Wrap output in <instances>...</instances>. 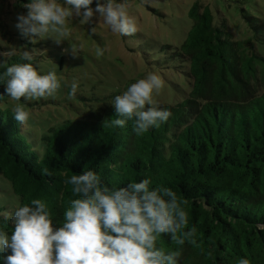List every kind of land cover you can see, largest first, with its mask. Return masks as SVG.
Instances as JSON below:
<instances>
[{
    "label": "trees",
    "instance_id": "obj_1",
    "mask_svg": "<svg viewBox=\"0 0 264 264\" xmlns=\"http://www.w3.org/2000/svg\"><path fill=\"white\" fill-rule=\"evenodd\" d=\"M248 1L214 0V8L194 2L187 37L170 51L189 63L192 88L179 103L159 104L172 115L142 136L133 120L123 128L107 126L115 118L112 104L40 135L14 120L3 106L10 97L0 98V178L18 198L14 207L0 204V212L10 217L17 206L41 198L59 223L73 198L68 176L92 168L110 186L150 177L152 186L171 187L187 200L188 226L196 227L198 243L182 246L180 264H237L242 256L264 264V58L250 52L248 39L235 37L220 8ZM244 17L264 45L261 27ZM3 191L12 195L0 180V198ZM0 226L11 233L10 219L0 215ZM157 243L178 247L167 234Z\"/></svg>",
    "mask_w": 264,
    "mask_h": 264
},
{
    "label": "clouds",
    "instance_id": "obj_2",
    "mask_svg": "<svg viewBox=\"0 0 264 264\" xmlns=\"http://www.w3.org/2000/svg\"><path fill=\"white\" fill-rule=\"evenodd\" d=\"M20 0L26 12L17 14L16 27L30 41L47 33L67 38V21L79 18L88 23L94 15L121 36L137 31V23L127 11V0ZM94 30V29H92ZM59 43L60 39H56ZM68 51V49H65ZM79 49L70 44V54ZM103 49L96 50L103 55ZM9 52L8 55H12ZM35 49L24 48L18 62L0 60V84L5 95L20 101L52 96L61 82L55 71L40 72ZM5 53L0 52V57ZM163 84L161 76L149 72L129 84L111 101L115 118L107 126L123 128L133 120V131L142 136L159 128L172 112L153 98ZM78 82L71 83L69 95H75ZM14 120L23 126L30 113L23 105L11 110ZM72 197L62 222H54L48 203L34 198L16 207L8 216L12 231L0 226V264H180L181 248L186 242L197 244V229L189 227L187 200L171 187L152 186L150 177L130 180L123 186L102 182L99 173L87 168L65 180ZM167 234L178 247L166 250L158 238ZM237 264H251L242 256Z\"/></svg>",
    "mask_w": 264,
    "mask_h": 264
},
{
    "label": "rangeland",
    "instance_id": "obj_3",
    "mask_svg": "<svg viewBox=\"0 0 264 264\" xmlns=\"http://www.w3.org/2000/svg\"><path fill=\"white\" fill-rule=\"evenodd\" d=\"M195 1L127 0V11L137 23V31L128 36L111 32L109 26L94 15L86 24L79 18L70 17L67 38L58 33H47L30 41L16 27L17 14L27 9L18 0H0V52L5 53V58L1 59L15 63L24 48L35 49L38 71H55L61 82L52 96L21 98L20 101L9 98L3 106L12 109L23 105L30 113L23 127H31L43 135L66 119H82L99 106L111 104L115 95L149 72L158 73L163 80L162 87L153 93L158 104L181 102L192 88L189 63L170 57V53L187 37L192 25L189 11ZM202 3L214 8V0H202ZM220 8L228 17L235 37L248 39L250 52L264 58V45L257 42L254 29L244 17V14L251 16V23L260 26L264 32V0H249L241 7L228 4V7L221 5ZM56 39L62 41L57 43ZM70 44L79 49L75 56L70 54ZM98 48L104 50L103 55L96 54ZM9 52L13 54L8 55ZM11 59L15 62L9 61ZM73 81L78 82V89L75 95H69ZM259 88L264 90V82ZM0 180L12 191L9 181ZM3 194L5 197L0 198V204L14 207L13 199L17 196L13 191L12 195Z\"/></svg>",
    "mask_w": 264,
    "mask_h": 264
}]
</instances>
